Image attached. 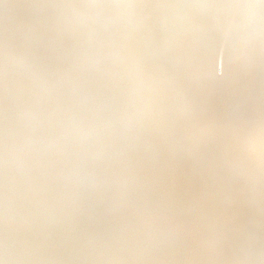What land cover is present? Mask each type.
<instances>
[{"label": "water", "instance_id": "95a60500", "mask_svg": "<svg viewBox=\"0 0 264 264\" xmlns=\"http://www.w3.org/2000/svg\"><path fill=\"white\" fill-rule=\"evenodd\" d=\"M236 2L258 0H0V42L7 31L12 57L5 100L0 47V255L6 182L9 264H230L248 233V264H261L264 176L238 177L246 165L230 169L226 142L213 163L199 139L236 107L258 118L264 102L259 42L252 69L225 51L224 79H204L233 11L214 5ZM50 3L79 6L32 7ZM124 198L174 215L180 240L130 207L113 211ZM212 232L223 234V259L200 250Z\"/></svg>", "mask_w": 264, "mask_h": 264}, {"label": "clouds", "instance_id": "9594fccd", "mask_svg": "<svg viewBox=\"0 0 264 264\" xmlns=\"http://www.w3.org/2000/svg\"><path fill=\"white\" fill-rule=\"evenodd\" d=\"M123 7L132 8L134 5H126ZM219 8L225 10H233L232 18L227 20L223 25V35L224 39L219 48V59L224 58L223 54L225 51L229 53V58L235 62L239 61L243 64V66L250 70L252 69V65L250 63V50L259 42L261 46V55H264V7L256 4H241L239 6H217ZM67 8H75V7H67ZM245 10V13L240 17L239 21H237V15L239 10ZM254 10V11H253ZM4 57V68H5V76L7 78V69L9 60L11 57L9 45L5 47L3 50ZM15 62L25 66L26 68L31 69V65L29 64L26 57H16ZM7 82V79H6ZM7 93V87H6ZM211 123L205 125L202 129L210 127ZM201 129V130H202ZM200 130V131H201ZM7 135V132H6ZM8 144L7 151L5 155V165L7 167V157H8ZM230 169L236 171L240 167L239 161L230 162ZM258 172V171H257ZM236 175L238 177L247 179V173L244 171H236ZM93 190H96V186H92ZM123 203H115L113 202L112 210L116 211L122 208L130 207V210L140 217L145 225H147L150 229L159 228L160 225H163V234L167 237H170L174 240H180L184 226L178 220H176L174 215L168 213L167 210H154L148 205H144L143 207L129 206L126 202ZM4 224H5V233H6V242L4 247V252L7 258L10 260L11 250L8 241V230L12 226V221L9 218L8 214V205L6 200L5 212L3 216ZM256 239L251 233H248L243 239V243L240 248L227 259L230 261V264H248L253 257V243L252 241ZM223 234L219 232H212L209 236H204L201 241V247H211L213 251L210 253L212 257L216 259H223L224 250L222 248ZM256 259L264 260L261 258L260 251L257 250Z\"/></svg>", "mask_w": 264, "mask_h": 264}, {"label": "snow or ice", "instance_id": "6c2138e0", "mask_svg": "<svg viewBox=\"0 0 264 264\" xmlns=\"http://www.w3.org/2000/svg\"><path fill=\"white\" fill-rule=\"evenodd\" d=\"M242 3H224L217 6H239ZM248 4H256L264 7V0H258V3H248ZM79 5L72 4H58V3H50L44 5H32V7H48V8H67V7H78ZM87 7H101L103 5L97 4H89L85 5ZM126 6V5H122ZM8 45V36L7 31L4 33L3 41L0 42V47L4 50ZM233 61V60H232ZM235 62V61H233ZM225 77V61L224 58L217 60L215 58L211 59L207 72L204 74L205 80L211 81H222ZM6 76H5V100H6ZM233 89L237 92H240L244 95L246 101L251 103L250 93L247 91L245 87H241L240 83H237L233 86ZM184 112H190L191 107L189 105H185L183 108ZM7 123H8V115H7V107L5 104L3 111V126H4V139H3V153L4 157L7 151ZM211 126L204 128L200 131L199 139L201 142L207 145V151L209 157L213 158V163H216L217 159H222V157H216V146L217 142H226L224 147L226 151L234 153L236 156V160L239 163H243L246 165V173L249 176H252L257 171L261 176H264V102L261 103V111L259 116L252 114H247L243 111L242 107H236L232 109V111L228 114V117L224 120L213 119L211 122ZM5 167V180H6V165ZM7 200L6 194V182H5V196H4V212L5 205ZM206 203V201H204ZM4 216V215H3ZM6 242V233H4L3 237V245H2V255H0V264H9V259L7 258L4 247ZM200 250L211 253L213 249L209 247H202ZM261 264H264V260L261 261Z\"/></svg>", "mask_w": 264, "mask_h": 264}]
</instances>
